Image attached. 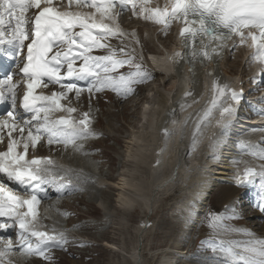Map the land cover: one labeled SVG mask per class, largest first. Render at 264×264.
Returning a JSON list of instances; mask_svg holds the SVG:
<instances>
[{"label":"snow or ice","instance_id":"snow-or-ice-1","mask_svg":"<svg viewBox=\"0 0 264 264\" xmlns=\"http://www.w3.org/2000/svg\"><path fill=\"white\" fill-rule=\"evenodd\" d=\"M150 0H68L69 6L76 4L77 7L94 8L101 19L96 22L94 15H83L72 11L61 12L54 6V0H0V55L10 57L13 60L20 56L26 49V60L22 67L25 78L26 91L23 95V108L26 113H31V118L24 121V126L17 128L16 92L17 84L12 83V75H5L0 79V102L8 101L12 109L7 112V119L0 120V129L9 128L10 143L6 152L0 153V173L24 188L27 199H21L13 194L2 195L5 185L0 183V216H8L21 230L19 236L25 243L21 244L18 251L26 256H39L48 258L45 253L53 247L62 248L67 240L61 234L59 237L49 235L35 228L37 218L36 206L40 203L38 194L43 192L47 195L45 185H51L58 192L66 189L71 181H64L63 175H57L49 165L51 159L25 160L29 148V142L33 148L41 138H46L49 145L53 143L76 144L77 140L87 139L94 135L88 129V114L79 121L83 127L77 128L76 123L70 118L50 120L48 115L41 119V113L54 111L76 112V108L65 109L62 100L68 98V93H75L77 100L80 94L87 91L90 95L101 92L107 88L115 91L118 95L127 98L134 92L133 85L144 84L154 77L150 70L144 67L134 52L128 51L123 46H112L104 43L111 38L119 39L124 33L120 30L117 17L131 5L134 15H143L145 19H151L157 24H163L165 28L170 22L179 20L183 27L180 36L183 47L191 50L184 54L190 56L188 63L192 66L195 74L197 64L205 66V61L214 63L217 67L222 59L223 51L228 41L233 36H239L241 41L251 39L255 48L253 59L264 65V0H172V8L151 9L148 7ZM140 7V12L136 8ZM31 9L37 12L28 16ZM119 9V11H116ZM105 21H111L106 23ZM14 22V23H13ZM79 29V31H75ZM245 30L248 34L245 35ZM255 30V32L253 31ZM258 33V35L256 34ZM132 35H135L133 33ZM29 41L25 44V41ZM123 43V42H122ZM96 49H107V54L94 56L91 53ZM123 54L122 57L117 54ZM181 57L180 53L176 54ZM77 61H81L79 67ZM128 66L134 68L128 73H118L120 68ZM63 71V75H62ZM179 74L180 69H177ZM46 78V79H45ZM67 81V82H65ZM77 81L85 82L83 87ZM59 85L60 92L50 95H35L34 91L43 84ZM214 97L210 105L198 116L193 131V144H195L201 128L213 117V113L219 110L221 119L230 116L233 112L231 107L219 106L221 97L230 93V99L239 103L241 96L228 88V85L220 82L214 83ZM186 94L181 107L187 103ZM264 115V112L260 113ZM33 121H37L35 132ZM225 129L228 125L224 124ZM27 128V138L23 133ZM13 131L21 133L24 153L15 151L18 141L12 137ZM264 131V129H261ZM164 135H169L165 129ZM2 140V137H0ZM252 155L264 160V150ZM24 161V163H21ZM260 176V186L264 188V172L257 173L252 168H246L236 179L238 187L246 183H253L254 178ZM69 192L75 191L67 187ZM27 208L20 212L18 209ZM264 211V206H261ZM235 218V216L231 217ZM222 217L214 216L210 226L214 229L232 231L222 223ZM7 223H0V228H8ZM238 231V230H237ZM35 238L37 243L33 247L28 241ZM14 249L11 241L7 246L0 249V260L11 255ZM214 253L224 256L222 264H264V241L249 240L246 243H221L213 246Z\"/></svg>","mask_w":264,"mask_h":264},{"label":"rangeland","instance_id":"rangeland-1","mask_svg":"<svg viewBox=\"0 0 264 264\" xmlns=\"http://www.w3.org/2000/svg\"><path fill=\"white\" fill-rule=\"evenodd\" d=\"M126 24H130V28L127 27ZM119 28L124 33L121 37L126 40L127 46L130 49L132 48L131 50L135 53L136 57L143 63L144 67L150 70L154 78L147 83L133 85L134 92L128 95L127 98H124L122 94L118 95L115 91V95L110 93L107 95L108 98L105 99L102 97L103 93L97 96V105L100 107V115L98 118L100 120L97 124L99 128H95L93 132L94 135H90L84 140L85 142L83 141L86 148L80 146V152L76 151V154H66L67 159L74 163H81L82 167L92 164L94 167H92L91 170L96 179L92 181L90 179H92L91 177L93 175H87L90 181L85 184V188L87 191L91 189V192H83L78 198L73 199L75 200L73 203L68 204L67 208L70 215L65 219L66 225H68L69 228L77 227V229L76 232L74 231L73 233L72 241H69L64 251L57 254L58 264H130L127 258H124L122 254L126 255L131 250L135 251V249L136 253L139 255L141 264H160V261L164 257L170 258L173 262L172 264H222L224 256L218 252L214 253L212 251L213 246H218L222 242L243 243L245 241L244 239H250L249 237H245L244 239L237 237L235 236L236 232H234V230L239 229L245 233V229L243 228V215L240 216L238 214V208L235 207V203L239 204L242 201L232 196L233 201H235L234 205L232 203H226L225 197L222 196L220 192L222 187L230 186L231 182H217V184H214L210 188L209 192L205 193L208 199L206 200L203 197L204 200L200 205L201 209H198L197 211L199 212L196 214L198 219L194 224L184 222L183 220L186 210L184 202L186 201L185 198L187 199L188 197L186 194H188L189 185L182 183V180L177 182L174 189L170 190L167 195L161 196L157 205L151 206L154 196L151 197L150 206L154 208H150L148 212L146 210L141 211L139 207H134L129 214L122 215L119 210L120 208L116 201L119 200V198L125 197H123L119 191L110 188L111 184L123 182L122 180L131 182L132 186L126 196L131 194L138 200H141L142 196H145V192L147 193V191L139 185L146 180L147 175H145V171L140 166L138 168L134 167L132 163L134 160L133 157L129 158L126 155L127 151H129V156L133 154V151L131 152V149L128 148V142L130 139L137 140V136H132L136 131L141 134L138 136H144L145 134V130L141 129V113L143 111V104L147 98L146 96H148V93H152L149 91L150 87L154 90L156 88L158 90L159 88V90L164 91V87L169 88L170 86V81L168 80H163V85L161 84V87L158 86V84L161 83L160 77L157 78L158 76L155 75L157 73L152 72L148 64L147 56L145 60L143 53L144 50L146 53L147 51L150 52L151 59L152 57H158L157 54L161 50L157 44L160 43L167 48L168 45L170 46L174 41V37L172 36L174 34L170 31L161 33L160 39L154 37L153 32L155 29H153V24L145 18H141L139 15H134L132 10L126 12L123 21L121 20ZM133 33H135V35H132ZM243 50L242 48H235L226 55L225 62L226 67L235 71V75L238 76L241 74V77L244 78L249 70V65L248 63L245 65L243 63L245 61V58L242 59ZM117 55L122 57L123 54L118 53ZM133 70L134 68L125 66L120 68L118 73H111V75L115 76L119 73L126 74ZM236 81L238 82L237 77ZM243 81L244 83L246 82L245 80ZM246 84L247 83L244 85L246 86ZM119 99H124L125 101L131 99L132 101L128 100V103L124 104L122 100ZM257 100L258 102H264V93H259L256 96L249 95L247 100L248 103L245 107L246 113H248L247 107L255 106ZM131 103L133 106L126 107ZM76 109L79 112V109ZM92 109H94V107ZM261 117L262 116L259 114H256L255 117H253V122L251 121L252 124H249L251 122L245 119V124L243 126H236L230 135H228V137L226 136L228 138L226 142L229 143V154L231 153V149L236 150L232 156L229 155V158L226 159V168L231 172L230 176H227L228 179H232L235 174L233 171H237L238 168L245 163L244 160L247 158L245 150L251 146L258 147V143L251 139L254 138V135L258 136L264 132L261 131V129H264L263 125V127L258 125L257 128L254 125V121H261ZM210 121L211 120H209V122ZM242 135L244 136L240 139L249 138L250 142L252 141L253 144L244 146L238 145L236 141ZM203 139L206 140V137L203 136ZM139 140L140 139H138V141ZM260 143H264V137ZM64 147L65 146H63V148ZM201 148L195 152V154L198 152L199 154L190 159L193 165L202 162L200 155H202L201 152H203V148ZM82 154H85V156H80ZM141 162L143 163V158L138 156L136 163L140 164ZM84 168L87 170L86 167ZM192 169L191 166L185 168L186 178L190 177ZM213 173L215 172H212V174ZM213 177L214 175H212V178ZM227 177L224 176L223 179L225 178L227 180ZM177 179L176 177H172L170 181L176 182ZM101 185L103 189L97 188V186ZM162 185L165 186L166 183ZM232 186L238 188L236 183L232 184ZM241 192V189L237 190L238 196L240 197ZM226 205L230 207L228 209L224 208ZM53 206L55 205H51L50 210L54 209L52 208ZM245 208L246 206L244 204L241 211L246 215V212L244 213ZM248 214L250 215V212L247 213L246 222L253 226L255 221L252 216L248 218ZM102 216L106 221L100 220ZM214 216L224 218L222 219V223L229 229H232V231L214 229L210 226ZM233 216H235V218H231ZM123 218H125V220H123ZM141 218L150 220L153 225V230L149 232L151 227L145 233L140 232L139 235L136 236L137 222ZM183 227H186V230H184ZM259 227L262 226L257 227L258 230L262 231V228ZM62 229L65 230L66 233L70 232V230L64 229V225ZM143 230L145 229H142V231ZM262 234L264 233H261V235ZM230 235L234 236L230 238ZM140 243L141 246L139 245ZM109 244L119 248L120 253L116 251L112 253L109 251L107 248Z\"/></svg>","mask_w":264,"mask_h":264},{"label":"bare ground","instance_id":"bare-ground-1","mask_svg":"<svg viewBox=\"0 0 264 264\" xmlns=\"http://www.w3.org/2000/svg\"><path fill=\"white\" fill-rule=\"evenodd\" d=\"M164 5L165 4H163L161 9L165 8ZM96 16H99V19H101L100 14ZM105 22L111 23V21ZM155 24L161 25L157 23ZM172 36L174 37V35ZM237 41L244 44L243 53L247 55L249 53L248 45H245V41L243 43L241 39ZM104 43L110 44L114 47L123 46V44L120 43V40L117 38H111L107 41H104ZM231 44L232 43H229L227 45V50L229 49ZM173 47L174 46H171L172 49ZM126 49L132 52L130 49ZM96 52H101L105 55L107 54V49H96L91 54L95 55ZM225 54L222 61L220 62V65L223 66L224 69L220 68L219 65L218 67L216 66V69H212V67H209V64H211L212 62L205 61V66H201L199 64L195 66V74H193V69L189 68L190 65H185V67H181V65H178L177 68L173 70L166 56L152 57V62L154 63L156 68L160 70V72H157V74H155L156 76H158L157 78L160 77L161 80V83H159L158 86H160L161 84L163 85V82L166 80L170 81V86L169 88L164 87V91L166 92H164L163 90H159V88L158 90L157 88L154 90L152 87H150L149 91H151L152 93H148V96H146L147 98L145 99V103L143 104V111L141 113V129L145 130V134L144 136H138L141 134L136 131L132 134V136H137V140L130 139V141L128 142V148L131 149V152L133 151V154L129 156V151H127L126 155L129 158L133 157L134 160L132 161V163L134 164V167L138 168L140 166L145 171V175H147L146 180L141 182L139 185L144 188L147 193L145 192V196H142V199L138 200L133 197L134 195L130 194L126 196L127 192L132 186L131 182L122 180L123 182L111 184L110 188L115 191H119L120 194L125 197L119 198V200L116 201L122 215L129 214L134 207H139L141 211L146 210L148 212L150 208H154L151 206L158 204L161 196L167 195L170 190L174 189L177 182L181 180L185 185H189V190L187 191L188 194H186L188 195V197L187 199L185 198V204L183 203L184 207L186 208L183 219L184 222L193 224L194 222L196 223L198 219L196 214H198L199 212L197 210L201 209L200 205L203 201V197H207L205 193L209 192L210 188L214 184H217V182H231L230 186H224L220 191L222 196L225 197L226 202H232V196L234 198H238V188L232 186V184H235L234 178L236 174L233 175L234 177L232 179L229 178V180L227 176H230L231 172L228 171L229 169L226 168L225 163L226 158L229 155V146H227L226 144L228 138L226 137V135H230L233 129L236 128L239 119H236V121H234L235 118L232 119L231 116H225L222 122L218 123V125H221V129H219L217 126L211 125V122H213L214 119L217 118L218 114V112L214 111L213 117L210 119L211 121H207L206 125L201 128L196 142L195 144H193V131L195 123L198 116L210 105V101L215 95L214 83L218 81L221 84H226L228 86L230 84H232L233 86H239L237 84L238 82L236 81L235 71L231 68L226 67ZM238 66L241 67L240 65ZM178 68L180 69L179 74L177 72ZM251 70L253 71L252 65L250 67V71ZM13 83L19 84V79L15 78ZM174 91H176L177 93L173 94ZM188 93H191L192 95L188 97L186 105L184 107H181V103L184 101V98ZM225 102L226 99L221 97L218 102L219 106L224 105ZM63 103L66 104L65 100H63ZM128 106L131 107L133 105L131 103L126 107ZM68 107L69 106H67L66 108ZM240 110H242V107L240 108ZM79 112L81 111L79 110ZM79 112L76 110L75 113L78 114ZM234 112L237 115L240 111L239 109H235ZM252 122L249 124H252ZM225 123L228 125L227 129H225L224 127ZM165 129H167L169 133L167 137L164 135ZM208 131H210L211 134L216 133L217 136L210 140L206 134ZM203 136L206 137V140L203 139ZM138 139L142 141L139 140V142ZM251 144H253L252 141ZM201 147L203 148V152H201L202 155H200V157L202 158V162L195 163L193 165L190 159L199 154V152L196 154L195 152L200 150ZM138 156L143 158V163L141 162L142 164L136 163ZM189 166H191V169L193 166V169L191 170L192 172L190 177L186 178L185 168H189ZM87 171H89V169H87ZM212 172L215 173L212 174ZM212 175H214L213 178ZM224 176L227 177V180L225 178L223 179ZM172 177L178 178L177 181H170ZM165 183L166 185L163 186L162 184ZM258 190L259 189L255 187V191ZM153 196L154 199L150 206V199ZM54 200L55 198H51L49 202ZM51 205L53 204H50L49 208H51ZM261 206L264 205L262 204ZM261 206L258 207L259 210H261ZM123 220H125V218H123ZM149 229H145L142 231V229H139L137 227L136 236H138L140 232L145 233ZM183 229L186 230V227H183ZM152 230L153 227L149 232H151ZM70 234L71 231L69 233H66L64 237L68 238L67 236H70ZM232 236L230 235V238H232ZM235 236L241 237L242 239L248 237L246 235H242L241 233H236ZM13 240H15V238ZM257 240L264 241V234H262L260 237H257ZM107 248L112 253H115V251L120 253L119 248L113 247L111 246V244L107 245ZM122 255L124 256V258H127L130 264H141L139 255L136 253V249L135 251L131 250L126 255ZM172 263V260L168 257H164L160 261V264Z\"/></svg>","mask_w":264,"mask_h":264}]
</instances>
